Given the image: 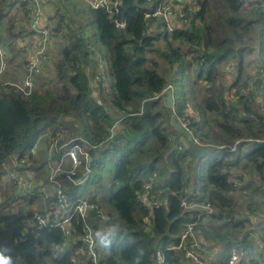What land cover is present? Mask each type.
<instances>
[{
    "label": "trees",
    "instance_id": "1",
    "mask_svg": "<svg viewBox=\"0 0 264 264\" xmlns=\"http://www.w3.org/2000/svg\"><path fill=\"white\" fill-rule=\"evenodd\" d=\"M119 1L122 13L127 9L123 18L122 13L113 16L105 9L94 10L87 5L86 9H77L81 3L74 0L46 1L48 21L60 18L58 26H51V48L56 52L59 44L57 56H51L43 65L30 94L19 89L16 82H0V178L6 174L4 168L12 156L23 158L29 154L26 168L34 179V189L22 197L31 206L37 201L42 203L39 208L37 205L17 212L0 206V255L10 264H95L80 240L85 222L79 215L70 222L69 235L50 226L56 217V197L51 192L48 206L43 196L55 188L50 164L55 165L65 152V148L60 149L49 160L51 139H56L59 146L77 140L93 159L89 177L100 166H94L97 157L109 154V176L115 170L114 190L100 192L107 193L103 200L100 194L92 197L90 204L94 209L89 210L87 217L97 242L98 264H159L158 253L163 264H192L185 248L177 249L187 216L178 195L185 198L190 191L199 192V169L194 162L196 157L188 149L184 154L177 153L186 132L173 128L171 108L165 106L162 96L171 84L179 102L177 96L180 98L181 93L174 83L178 72L186 73L187 80L193 78L195 86L205 84L203 89L209 94L194 105L196 116L191 122L195 136L208 145L226 147L206 176L205 201L220 214L241 211L230 194L245 191L238 185L242 180H247V185L264 198V113L255 105L262 83L254 81V85L246 72V57L253 49L264 52V9L256 8L261 0H191L186 5L188 23L172 33L164 30V21L145 17L147 11L154 9L153 2ZM215 3L221 4L224 12L217 19L210 15ZM15 5L19 9L12 12ZM81 13L84 20L76 23L74 15ZM122 19L123 28L117 26ZM216 22L222 26L223 39L214 34L219 32L214 27ZM258 26L262 27L259 31ZM30 30L29 6L18 0H0V41L8 43L14 62L26 37L32 35ZM259 58L264 66L261 51ZM99 60L104 62L102 68ZM15 64L13 79L22 83L23 72H17L22 65L17 61ZM228 66L237 74L226 85L222 80L231 74ZM100 69L104 71L103 79L98 78ZM240 88L248 89V93L241 95ZM233 89L237 102H228L227 109V98ZM214 92L222 93L217 98L223 106L221 110L212 96ZM183 97L186 100V94ZM179 106L180 116L185 118L186 104ZM202 111L226 119V124L214 120L221 132L212 135L211 126H203ZM238 118L240 123L235 121ZM230 119L237 125H227ZM246 139L253 142H243ZM117 141H121L120 146ZM235 142L243 143L237 152H230ZM34 148L37 150L30 154ZM170 166L174 170L169 173ZM82 175L83 172L57 176L71 200L77 199L75 188L80 184L76 183ZM185 175L191 183L188 188L184 186ZM147 185L151 187V203L158 202L156 195L162 191L176 196L163 197L162 204L152 208L138 200L146 194ZM235 185L239 188L235 189ZM4 199L8 208L14 196L5 193ZM249 205L252 213L259 214L260 203L251 199ZM38 217L47 220V227L38 225ZM213 219L221 221V225L213 223ZM243 229L232 221L208 217L198 226L197 236L205 254L216 247L223 249L225 258L221 262L219 259L218 264H241L235 260L239 258V235ZM106 231L112 232L109 239ZM258 238L263 241L264 234H258Z\"/></svg>",
    "mask_w": 264,
    "mask_h": 264
},
{
    "label": "built area",
    "instance_id": "2",
    "mask_svg": "<svg viewBox=\"0 0 264 264\" xmlns=\"http://www.w3.org/2000/svg\"><path fill=\"white\" fill-rule=\"evenodd\" d=\"M78 1L81 4L87 5L94 10L105 9L108 13L113 16L119 15L122 13L121 3L119 0H74ZM154 3V9L147 11L144 15L146 18L162 20L165 23V29L168 33L175 31L176 27L186 25L189 20V14L186 10V5H188V0H149ZM20 4H26L29 6V11L31 14V36H27L29 43H25L22 46L23 55H26V75L23 79L22 85H16L24 93L30 94L35 85V79L41 74L43 65L47 64L50 61L51 56H53L52 46L54 44V35L51 29V22L48 21L46 16V1L45 0H18ZM46 18V20H45ZM117 26L123 28L125 26L124 22H117ZM8 50L5 45L0 41V74L5 72L8 69ZM100 67L102 68L104 62L99 60ZM104 71L102 69L98 72V78L103 79ZM172 89L173 86H169L165 89ZM164 90V91H165ZM175 96L173 100V106L175 105ZM176 107V114L181 122L183 131L186 135L182 139V145H178L177 150L179 153H183L189 145H194L197 147H210L212 145L206 144L203 140L195 136L196 130L192 128V122L189 117L181 118L179 112V105ZM174 114V113H173ZM175 115V114H174ZM176 116V115H175ZM118 121L114 125L115 129L118 128ZM55 141V140H54ZM77 140H71L65 144L59 146L58 142H53L51 150H49V158L52 159V154L56 149H64L65 152L60 157V160L55 164L51 165V182L54 185V189L50 192L45 193L43 196L44 203L47 202L48 206L51 204L48 203L52 194L56 197L54 205L57 208L56 217L50 223L51 227L61 228L65 234L69 235L71 232L70 222L75 215H79L82 221L85 222V232L84 236L80 240L85 244L88 255L92 258L95 264H98V254L96 251L97 242L95 239L94 232L92 230L91 224L88 222V212L90 209H94V205L90 204V197L80 198L77 200H71L69 194H67L61 188V182L58 181L57 176L59 174H67L70 176H75L79 171V167L83 165V158L79 156L80 151L84 150L80 145L76 143ZM243 142L252 143L253 140L246 139ZM243 142H235L230 147V152H237L238 147ZM260 142V141H259ZM116 144L120 146L121 141H117ZM94 146L93 148H96ZM220 151H225L226 147L219 146ZM37 148L32 149L29 153L34 154ZM85 151V150H84ZM86 155L89 157V153L85 151ZM29 154L25 155L23 158H19L18 155H14L10 158L8 165L4 168L6 171L5 177L8 181L12 182L18 189L20 195L26 196L32 193L34 189V179L32 174L26 168L28 163ZM90 158V157H89ZM88 158V159H89ZM66 160L69 164V168L66 170L65 164ZM78 169V170H76ZM227 171V170H226ZM225 171V172H226ZM87 174V172H86ZM72 178V177H70ZM83 181V180H82ZM78 182V181H77ZM241 185V184H240ZM151 187L150 185L146 186V196L147 201L145 200V195L139 196L138 200H142L145 204H148L150 207L160 206L162 204L163 197L167 196H176L170 191H162L156 195L158 202L151 203L148 200L150 195ZM189 197L183 198L178 195L181 200V207L184 210V213L187 214L186 222L184 223V232L181 235V241L177 249L183 250L185 248L186 255L191 259L192 264H206L205 251L201 241L196 235L198 226L208 217H220L223 220L233 221V215H226L225 213L220 214L215 210L214 206L209 202L205 201L200 197L199 192L190 191ZM155 199V197H153ZM146 201V202H145ZM251 209V208H250ZM244 211V210H243ZM55 215V213L53 214ZM57 215H60L59 217ZM242 215L243 219L241 223L244 225L243 233L239 236L238 250L244 264L257 263L261 264L262 259L261 255L264 251V241H261L258 238V231L264 230V219L250 220L249 217L253 216V213L250 211H245ZM230 217V218H229ZM236 222V221H235ZM38 225L42 227H47V220H44L42 217L37 218ZM255 241L259 243L255 244ZM204 251V253H203ZM157 261L159 264H163L164 260L161 253L157 254Z\"/></svg>",
    "mask_w": 264,
    "mask_h": 264
},
{
    "label": "rangeland",
    "instance_id": "3",
    "mask_svg": "<svg viewBox=\"0 0 264 264\" xmlns=\"http://www.w3.org/2000/svg\"><path fill=\"white\" fill-rule=\"evenodd\" d=\"M255 2H257V1L255 0ZM213 5H215V6H214V9L210 12V15H213V19H217L218 17L222 16L224 14V12H223L221 4L215 3ZM258 7H262L264 9V1L261 0L260 3L256 5V8H258ZM79 8H83V9L85 8L86 9L87 6H85L83 4L77 5V9H79ZM18 9L19 8L17 7V5H15L12 8V12H16ZM73 19L76 23L84 20L82 13L78 16L74 15ZM59 21H60V18L53 17L51 19L52 27L54 28V27L58 26ZM214 27H216L219 31V32L214 31V34L221 36L219 39H223V37H222L223 35L221 34L223 29H222V26L220 25V23L216 22L214 24ZM261 28L262 27L258 26L257 27L258 31ZM164 30L166 31L165 28H164ZM59 41H60V39H59ZM2 43H4L6 46L8 44L5 41H2ZM55 50L58 53V51H59V44L58 43H57V47L55 48ZM253 50L254 51L251 52V54L246 57V72H247L248 76L250 75L249 77L251 78L254 85H255L254 81H258L259 83H262V87H259L260 91L257 90V94L259 95V97H258V99L255 100V105L259 108L260 111H262L264 113V86H263L264 85V72L260 71V70H264V66L261 63L260 58H259L260 51L262 53V57L264 58V52L260 48L258 50L257 49L256 50L253 49ZM55 57L56 56L53 54V59ZM7 59H8V69L5 72H3L2 74H0V77L3 76L4 80L9 82L10 84H11V82H16L17 85H22V83L15 81L18 79H13V70L17 68V65L15 64L16 61L18 63H20L22 66H20V68L17 69V72L18 73L23 72V79H24V77L26 75V55H23L22 51H20V52L18 51V57L16 58L15 62H14L12 54H11V57L9 56ZM249 62H251V64ZM234 63L235 62H232V65H234ZM229 64H231V62ZM229 64H227V65H229ZM227 70H228V72H231V74L229 77L223 78V80H222V82L225 83L226 85H228V82L232 83V81L234 80V78L237 74V70L233 69L232 66H228ZM14 73H16V72H14ZM185 75H186V73H184V72H181V73L178 72V74L176 76L177 82H174L176 85L175 87H176V90L177 89L180 90L179 92L181 93V95H180V98L177 96V99L179 102L175 101V105L172 106V108H171V113H172V115L174 113L177 117V114H176L177 109L175 106L181 105V106L185 107V104H186V108H184L185 118L189 117L191 119L192 117L196 116L194 105L197 104L198 102H201V100L204 99V97L208 96L209 94L206 91H204V89H203L205 84H202L201 86L199 84H197L195 86V85H193L194 79L191 78V79L187 80ZM248 80H249V78H248ZM34 87H35V85H34ZM34 87H33V89H34ZM235 92H236V90H234V89L230 91V94L227 98L228 101L226 102L227 109L230 107L228 102H230V103L231 102L232 103L237 102L238 96H235ZM240 93H241V95L244 96L248 93V89L240 88ZM184 94H186V96H187L186 100L183 97ZM220 94H222V93L221 92H218V93L214 92L212 94V96L215 98V101H217V107L219 110L223 109L222 104L217 100V98L220 97ZM201 114H202V117L200 118V120L204 122L203 126L204 127H208V125L211 126L212 135H215L216 133H218V131L221 132L220 128L218 126H216V124L214 123V120H217L220 123L226 124V119L223 118L222 115H220V114L215 115V113L212 112V113L207 115V113L204 111H202ZM182 116L183 115H181V117ZM207 121H208V124H207ZM235 121H236V123L237 122L240 123L239 121H241V119L238 118ZM227 125L236 126L237 124H234L233 121L230 119V122ZM57 140H58V138H57ZM226 140H228V137L226 138ZM53 142H57L56 139H55V141H54V139H51V143H53ZM52 148L53 147H51L50 150ZM58 150H60V149H56L54 151V154ZM177 153L178 154H184L185 151H184V153H179L177 150ZM108 155L109 154H104L102 156L97 157L98 161H96L94 166L97 164H100V166L98 167V170L96 172H94V174H91V176L89 177V174L88 175L86 174V172L88 170L87 161H88L89 157L86 155L84 150L80 151L79 156L83 158V165L78 168L79 171L77 173L83 172L82 178H84V180L82 181V184H81V181H80V183H78V182L76 183V184H80L79 186H77L75 188L76 194H77V196H76L77 199L86 198V197L92 198V197H96L97 194H100V192H102L104 190H107L106 191L107 193L114 190L113 180H112L113 176L112 175L115 174V170L113 169V173H111V176H109L110 175L109 170H110V167L112 166V164L110 162V157H108ZM222 156H223V152H221L215 148H209L207 150V154L202 159L196 158V160L194 161L196 163V168L199 169V174H200V176L198 174V176L196 177V189L199 190L200 197L202 199H204V195L207 192L206 188H203V186L206 185L205 180H206V176L208 174V171H209L210 167L215 163V160L222 157ZM49 160H51V159L49 158ZM67 162L68 161L66 160V164L64 167L66 170L69 168V164ZM84 162H85V164H84ZM78 169H76V170H78ZM170 170L171 171H169V173L172 172L174 170V168L172 166H170ZM189 177H190V175H189ZM246 181L247 180L240 181V184H241V186H243V189L245 191H242V193L241 192H234V193L230 194V196H233L238 201L236 206L241 207V211H238L237 213L233 214V216H235V217H232V219H234L232 222L237 223L242 228L244 227V225L241 223V221L243 219V216H245L242 214L245 211L252 212L251 211L252 208L249 205L251 203V199H255L258 203H260V205L258 207V210L260 212H259V214L253 213V216H250L249 219L254 220V221H256V219H264V198L260 195V193L254 192L252 190L253 187L250 188L247 185ZM253 181L258 184V182L256 180H253ZM240 184H238V185H240ZM238 185H235V187H236L235 189L239 188ZM184 186L186 188H188V186L189 187L191 186V183L189 182L187 175L184 176ZM253 186L256 187V184ZM16 188L18 189V187H16L12 182L7 180L5 175H3L0 178V206L5 207V210L11 211V212H17L20 209L21 210H28L30 208L33 209L37 205H38V208L41 207V205H42L41 201H37L34 203L33 206H31L28 203V201L25 200L24 197H22V195H19ZM13 192H15L16 194H13ZM5 193L9 197L12 195L14 196V199L9 204L8 208H6L8 205L4 204ZM107 193L103 192L102 194H100L101 195L100 199L103 200L104 198H106ZM241 194H242V196H241ZM144 197H145V200L147 201V196L145 195ZM111 212L113 213L112 210H111ZM225 214L228 215L227 213H225ZM217 220H220V219H217ZM225 221H230V220H225ZM212 222L215 223L216 225H221V221H216L213 219ZM106 233H107L106 238L109 239L110 236L112 235V232L108 233V231H106ZM242 233H243V231L240 233V235ZM257 233L259 235L264 234L263 231H258ZM197 234L198 233L196 231V235ZM263 241H264V239H263ZM224 258H225V256L223 255L220 258V262Z\"/></svg>",
    "mask_w": 264,
    "mask_h": 264
},
{
    "label": "water",
    "instance_id": "4",
    "mask_svg": "<svg viewBox=\"0 0 264 264\" xmlns=\"http://www.w3.org/2000/svg\"><path fill=\"white\" fill-rule=\"evenodd\" d=\"M126 12H127V9L124 8L123 13H122V18L125 15ZM121 22H123V19L121 20ZM162 96L164 97V100H165V106L169 107V108H172L173 100H174L173 90L172 89L165 90L162 93ZM171 125L173 126V128L176 131H178V132H182L183 131V127L181 125V122L179 121V119L174 114L171 116ZM187 149H188L189 152L193 153L194 156L197 159H202L207 154V149H205V148H199V147H196V146H193V145H189L187 147ZM92 162H93L92 158H89L88 161H87V167H88L87 175L90 174V168L92 166ZM80 181L82 183V179L78 180V183H80Z\"/></svg>",
    "mask_w": 264,
    "mask_h": 264
},
{
    "label": "crops",
    "instance_id": "5",
    "mask_svg": "<svg viewBox=\"0 0 264 264\" xmlns=\"http://www.w3.org/2000/svg\"><path fill=\"white\" fill-rule=\"evenodd\" d=\"M45 1H47V2H49V3H51V0H45ZM189 3H191V0H188V4ZM46 5H47V3H46ZM48 6V5H47ZM45 20H46V18H45ZM52 24V23H51ZM27 38L28 37H26V41H27V43H29L30 41L29 40H27ZM2 42V41H1ZM4 44V43H3ZM5 45V44H4ZM5 47L7 48V46L5 45ZM8 50V49H7ZM22 51V50H21ZM9 52V51H8ZM20 52V51H19ZM52 52H53V54L55 55V56H57V53L52 49ZM9 54V56L11 57V53L9 52L8 53ZM0 81H5L4 80V77L2 76V77H0ZM205 223V222H204ZM255 244H257L258 245V249L260 248L259 247V243L258 242H255ZM237 253L239 254V258H237L235 261H237V262H241V264H244V261H243V259H242V256L240 255V253H239V250H237ZM222 254H223V249L221 248V247H216V248H214L213 250H209V252H207L206 254H205V259H206V261H208V263H214V264H218L217 262H218V260L220 259V257L222 256ZM261 259H262V263L261 264H264V251L262 252V255H261ZM258 263V262H257ZM257 263H251V264H257Z\"/></svg>",
    "mask_w": 264,
    "mask_h": 264
},
{
    "label": "clouds",
    "instance_id": "6",
    "mask_svg": "<svg viewBox=\"0 0 264 264\" xmlns=\"http://www.w3.org/2000/svg\"><path fill=\"white\" fill-rule=\"evenodd\" d=\"M180 145H182V143L180 144ZM97 146V145H96ZM194 146V145H193ZM197 147V146H196ZM219 147V146H218ZM218 147L217 146H210V147H206L205 149H209V148H215V149H217V150H219L218 149ZM199 148H203V147H199ZM220 151V150H219ZM221 152H223V151H221ZM90 157V156H89ZM91 158V157H90ZM90 172H91V169H90ZM82 177H83V175H82ZM80 179H84V178H80ZM80 179H78V180H80ZM77 180V181H78ZM0 264H10V262H9V260L8 259H6L5 257H3L2 255H0Z\"/></svg>",
    "mask_w": 264,
    "mask_h": 264
}]
</instances>
